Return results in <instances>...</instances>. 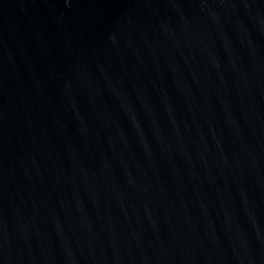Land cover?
<instances>
[{"label":"water","instance_id":"water-1","mask_svg":"<svg viewBox=\"0 0 264 264\" xmlns=\"http://www.w3.org/2000/svg\"><path fill=\"white\" fill-rule=\"evenodd\" d=\"M0 264H264V0H0Z\"/></svg>","mask_w":264,"mask_h":264}]
</instances>
